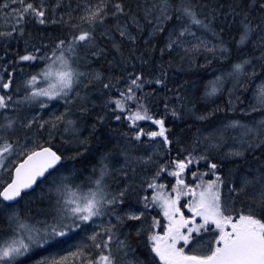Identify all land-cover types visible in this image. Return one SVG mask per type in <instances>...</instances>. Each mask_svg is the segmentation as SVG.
Returning a JSON list of instances; mask_svg holds the SVG:
<instances>
[{"label": "snow or ice", "instance_id": "snow-or-ice-1", "mask_svg": "<svg viewBox=\"0 0 264 264\" xmlns=\"http://www.w3.org/2000/svg\"><path fill=\"white\" fill-rule=\"evenodd\" d=\"M0 10L6 21L0 27V264H264V118L256 126L229 120L203 135L197 129L189 150L181 136H171L166 116L204 122L221 109L198 110L189 82L168 87L166 65L151 62L157 46L151 40L157 35L163 37L160 53L182 46L189 67L190 54L202 48L220 61L231 60L227 71L204 82L200 97L215 96L222 81L231 79L226 110L232 112L242 103L235 93L246 90L241 81L264 76V0H3ZM221 14V25L228 30L235 25L231 37H224L225 27H215ZM145 22L149 35L138 50L137 33ZM32 24L61 31L33 32ZM197 26L212 33L211 47L206 39H183L189 33L195 37ZM10 40L23 41L22 54ZM102 57L105 62L98 64ZM33 62L40 67L33 68ZM146 82L164 88V114L151 110L156 91L146 90ZM57 100L63 107L44 115ZM256 108L264 111V80L253 102L240 111ZM143 120L153 122L152 130L139 127ZM122 121L129 127L118 134L109 127L115 143L112 136L102 139V125ZM229 128L242 131L227 149L236 163L226 177L215 157L194 149H218ZM152 138L156 146L145 154L140 142ZM166 153L169 159L160 162ZM199 161L208 167L196 168L195 183L187 182L186 169ZM88 164L91 171L77 179ZM150 165L156 168L152 175L146 171ZM161 172L175 177L170 189L158 180ZM205 173L212 179L205 180ZM42 181L47 188L34 192ZM181 196L191 197L183 204L187 215ZM157 206L162 216H150ZM133 244L147 248L145 259L122 260ZM45 249L49 254L30 260Z\"/></svg>", "mask_w": 264, "mask_h": 264}, {"label": "trees", "instance_id": "trees-1", "mask_svg": "<svg viewBox=\"0 0 264 264\" xmlns=\"http://www.w3.org/2000/svg\"><path fill=\"white\" fill-rule=\"evenodd\" d=\"M0 2H3V0H0ZM73 2H75V0H73ZM200 3H204L205 0H199ZM209 3H212L213 0H208ZM214 2L216 4H227L229 3V0H214ZM223 18L222 14L221 16L217 17L216 19V23H215V27L216 28H220V27H225V32H224V37L228 38L231 37L233 35V32L235 31V25H233V28L231 30H228V28L226 27V25H221L220 24V20ZM231 19V17H229ZM6 23V21L3 19V11L0 10V27H2L4 24ZM109 23H111V21H109ZM175 23V21H174ZM31 28V30L33 32L39 31V32H44L45 34L51 32L54 35L59 34V32L61 31L60 26H37L35 24H32L29 26ZM150 27V24H148L147 22L144 23V30L142 32L137 33L138 35V41L136 42V47L138 50L140 49H144L145 47V43H144V38L146 36L149 35L148 33V28ZM133 31H135V27L133 26ZM193 31L195 32V37H193L194 39L189 41V43L194 42L196 37H199L201 39H206L208 41V47H211V45L213 43H215V38L213 37L211 32H208L200 27H194ZM118 35V34H117ZM183 39L185 40V38L183 37ZM163 41V37H160L159 35H157L156 37L152 38L151 42L155 43L157 46L155 48V55L154 57H152V64H156L157 60H162V62L166 65L167 67V72H168V79L169 81H171V83H169L168 87H174V85L176 83H179L181 80H185L188 81V89L191 92L192 98H193V102H195L197 104L198 110H210L212 109L214 106H219L221 111L219 112H214L212 114L211 117H209L206 121L204 122H195L193 119H189L187 117L183 118L182 120L176 119L174 122V118L171 116V114L169 113L166 116V119L168 121V124L171 126L172 131H171V136L173 138H175L176 136H181L182 137V142L184 144V147L189 149V150H193L192 149V144L190 143V141L193 140L194 135L196 134L197 129L200 130L199 134L203 135L205 132H210L214 129H219V124L222 125V122L226 121L227 119L231 120V119H238V120H242L245 123H249V121H251L249 124L253 123V126H256V122L260 121L262 118H264V111L261 110H257V114H240L238 112V108H240L243 105V102L246 103H252L253 102V93H254V82L256 79H264V76H262L260 73H257L255 76V79H251V78H246L245 80H242V83L246 84V90H240L237 91L235 93L236 96H239L241 101H242V105L241 103H238L237 105H235V109L233 108L232 112H228L227 106H228V90L230 87H233V81L230 79L227 80L225 79L224 81H222L221 84V90L212 97H206V98H201L200 97V93L203 91V85L204 82L207 80L212 79V77L216 76L219 71H227L229 65L231 64V60L224 62V61H220L218 59V57H213L210 53H206L205 50L202 48L199 51L193 52L191 53V57H192V66L189 67L188 64V58L185 55L184 51H183V47L182 46H177L175 48H173L172 50H165L164 54L160 53L159 50V45L160 43ZM186 41V40H185ZM187 42V41H186ZM10 47L12 48H16L17 46H19V48L21 49L20 54H22V49H23V41L22 40H10L9 41ZM130 45L125 41L124 42V50L125 53L127 54V51L129 49ZM250 47V46H249ZM2 50V49H0ZM235 51V49H233ZM13 55L14 54H9L8 55V60H12L13 59ZM113 55L112 50L110 49L109 54H108V58H111ZM181 57H184V59L182 60ZM148 55L145 54V59H148ZM172 59L173 63L172 64H168L169 59ZM117 60H119V57H117ZM205 61H211V63H205ZM105 59L102 57L100 60L97 61L98 64L100 63H104ZM25 67H28V63L23 62ZM21 64L17 63L15 65L16 69H17V76L18 78H22L19 74V68H20ZM31 66L33 68H38L40 67L39 64L37 63H32ZM139 61H137V67H139ZM0 67H2V64H0ZM257 67H259V65L257 64ZM129 71H131V66H129L128 68ZM119 74V73H117ZM5 78H7L5 76ZM225 83V84H224ZM227 83V84H226ZM232 84V85H230ZM230 85V86H229ZM145 89H155L156 91V95H154L153 97H151V103H150V107L151 110L156 113L157 115H162L164 114V105H165V100H164V95L165 90L163 87L159 86V85H155L154 82H146L145 83ZM13 90H15V84L13 85ZM252 92V94L250 95V92ZM19 95H23V91H21L19 93ZM250 96V97H249ZM175 102V96L174 95H169V103H174ZM241 105V106H240ZM58 107L62 108L63 107V102H55L53 104H51L49 107H46V109L44 110V115H47L48 112H51L55 109H57ZM158 109V111H157ZM39 110V109H37ZM223 113V114H221ZM261 116V117H260ZM230 117V118H229ZM224 120V121H223ZM247 120V122H246ZM139 127H143L147 130H152V128L154 127V124L152 121H148V120H143V121H139L138 122ZM188 125H191V128L188 127ZM109 127L111 129H115L116 130V134H118V132L120 130H122L125 127H129V125H127L126 121H122L120 123H116V122H110V124H106V125H102L99 129V131L103 134L102 135V139L108 136H112L113 140L112 142L115 143V138H114V133L112 131H109ZM240 131H242V129H235V131L233 129H227L224 133V142L222 143V145L215 150H212L210 153H204L202 151L203 149V145H198L194 151L196 153H199L201 155H210L212 157H215L217 162L220 163L222 165L221 171L222 174L225 175L226 177L229 175V169L232 168V166L236 163V161L233 158H230L226 155L227 153V149L232 146L233 144V140H239V133ZM58 137H57V141H58ZM146 141L148 140V138H144ZM154 144V147L156 146V140L153 138V140L151 141ZM228 143V144H226ZM143 144H145L144 142H140V148L141 150L147 154L145 152V147L143 146ZM58 147H66L68 151H72L73 149L71 148V146H66V145H61V144H57ZM177 147L178 145L174 142L172 145V154L175 156L177 155ZM169 159V156L167 155V153L165 154V156L163 157V159L160 162H163V160H167ZM143 167V166H141ZM206 167H208V165L204 162V161H199L196 162L194 164H192L188 169H186V180L189 183H195V179L192 178L191 176V172L196 170V168H199L201 170L205 169ZM91 171V164H88L86 170L84 172H81L80 175L77 177V179H85V177L87 176V174ZM147 174L148 175H152L153 172L156 171V168L154 165H150L146 168ZM143 174V173H141ZM2 178V177H0ZM237 178L238 177H235ZM196 179H199V177H197ZM204 179L205 180H211L212 176L210 173H205L204 175ZM158 180H162V182L165 184V189H170L172 184L175 182V177L173 176H169V174L167 172H161L160 177H158ZM46 189L47 188V183L42 181L40 184L36 185V187L34 188V192H39L41 190V188ZM226 190V189H225ZM33 193H28L29 196H31ZM148 195L151 196V192H148ZM25 199H27V197H25ZM181 201H184V196H181L180 198ZM19 207L21 209V211H26V207H25V200H20L19 201ZM125 207H127V205L125 204ZM139 207H142L141 205H138L137 208L139 209ZM123 210V209H121ZM149 215H161L160 213V209L157 207L150 209L149 210ZM162 216V215H161ZM136 226H139V224L137 223ZM160 231H162L163 229L160 228ZM50 250L45 249L43 251H37L35 253V255L30 257V260L36 259L39 256L42 255H47L49 254ZM147 252V248L144 247L143 244H133L132 245V250L128 253L127 257H122V260H135V259H140L143 260L145 259V253ZM25 264H29L28 261L25 262Z\"/></svg>", "mask_w": 264, "mask_h": 264}, {"label": "rangeland", "instance_id": "rangeland-1", "mask_svg": "<svg viewBox=\"0 0 264 264\" xmlns=\"http://www.w3.org/2000/svg\"><path fill=\"white\" fill-rule=\"evenodd\" d=\"M184 38H185V40L187 41V42H189V41H191V40H193L194 38H193V36L191 35V33H189V34H186L185 36H184ZM261 80H264L263 78H261V79H256L255 80V82H254V90L257 88V85L260 83V81ZM250 92V91H249ZM252 94V92H250V95ZM250 97V96H249ZM55 102H61V101H53V102H50V105L51 104H53V103H55ZM250 103L248 102V103H246V102H243V105H242V103H241V107L240 108H238L237 110H238V112L240 113V114H244V115H247V114H255V112H257V110H260L259 108H256V110L254 111V112H252V113H248V112H244V113H242L241 111H240V109L241 108H245V106L246 105H249ZM47 107H49V106H47ZM234 109H235V107H233ZM231 120H233V119H231ZM224 121V120H223ZM229 121V119H227L226 121H224V122H222V125L221 124H219V127L221 128L224 124H226L227 122ZM251 121H249V123H250ZM231 128H229V130H230ZM145 138H148V137H146L145 136ZM150 138H148V140H149ZM153 140V138L151 139V141ZM143 146L145 147L144 149H145V152L146 153H149V152H152L153 151V148H154V144L152 143V142H150V143H145V144H143ZM159 208V207H158ZM162 214V213H161Z\"/></svg>", "mask_w": 264, "mask_h": 264}, {"label": "flooded vegetation", "instance_id": "flooded-vegetation-1", "mask_svg": "<svg viewBox=\"0 0 264 264\" xmlns=\"http://www.w3.org/2000/svg\"><path fill=\"white\" fill-rule=\"evenodd\" d=\"M190 198H191V197H186V198L184 199V201H181V200H180L182 211H184L186 215L189 214V212H188L187 209H184V208H183V204H186ZM211 231H214V228L211 229V230H209V232H211ZM207 235H208L207 233H205V234H201V238H202V239H206V238H207Z\"/></svg>", "mask_w": 264, "mask_h": 264}, {"label": "bare ground", "instance_id": "bare-ground-1", "mask_svg": "<svg viewBox=\"0 0 264 264\" xmlns=\"http://www.w3.org/2000/svg\"><path fill=\"white\" fill-rule=\"evenodd\" d=\"M228 80V79H227ZM229 81H230V79H229ZM225 84V83H224ZM227 84V83H226ZM230 85H232V84H230ZM229 85V86H230ZM221 114H223V113H221ZM255 114H257V113H255ZM261 117V116H260ZM230 118V117H229ZM246 122H247V120H246ZM251 124H253V123H251ZM234 141V140H233ZM226 144H228V143H226ZM215 150V149H214ZM186 197H184V199H185ZM160 213H161V211H160ZM162 215V214H161Z\"/></svg>", "mask_w": 264, "mask_h": 264}]
</instances>
